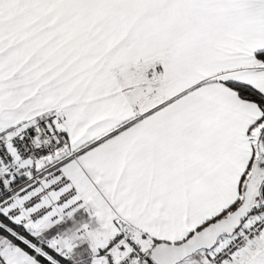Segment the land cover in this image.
Masks as SVG:
<instances>
[{
    "label": "snow or ice",
    "instance_id": "6c2138e0",
    "mask_svg": "<svg viewBox=\"0 0 264 264\" xmlns=\"http://www.w3.org/2000/svg\"><path fill=\"white\" fill-rule=\"evenodd\" d=\"M0 264H264V0H0Z\"/></svg>",
    "mask_w": 264,
    "mask_h": 264
}]
</instances>
